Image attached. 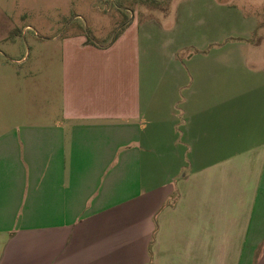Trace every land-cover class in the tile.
I'll list each match as a JSON object with an SVG mask.
<instances>
[{"label": "crops", "instance_id": "0c3cea01", "mask_svg": "<svg viewBox=\"0 0 264 264\" xmlns=\"http://www.w3.org/2000/svg\"><path fill=\"white\" fill-rule=\"evenodd\" d=\"M221 21L67 40L59 105L0 133V264H264V56Z\"/></svg>", "mask_w": 264, "mask_h": 264}, {"label": "rangeland", "instance_id": "374dc122", "mask_svg": "<svg viewBox=\"0 0 264 264\" xmlns=\"http://www.w3.org/2000/svg\"><path fill=\"white\" fill-rule=\"evenodd\" d=\"M215 17L224 23L223 41L251 44L244 49L249 57L264 56V0H0V31L14 26L0 38V133L43 123L59 105L60 59L72 35L103 45L125 25L140 24L153 35L143 45L147 55L162 57L172 41L183 45V54L191 34L202 40Z\"/></svg>", "mask_w": 264, "mask_h": 264}]
</instances>
